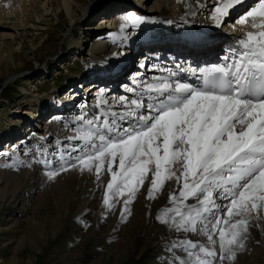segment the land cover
<instances>
[{
  "label": "snow or ice",
  "instance_id": "snow-or-ice-1",
  "mask_svg": "<svg viewBox=\"0 0 264 264\" xmlns=\"http://www.w3.org/2000/svg\"><path fill=\"white\" fill-rule=\"evenodd\" d=\"M244 2L216 0L212 19L219 25ZM249 18L257 31L245 34L241 50L225 56L227 63L191 68L193 82L180 76L185 70L179 65L178 72L160 69L167 75L153 77L136 98H119L127 109L118 117L124 123L88 119L72 138L83 143L73 149L77 155L62 154L59 167H51V159L37 161L50 168L47 178L79 169L94 171L99 180L106 167L111 179L103 205L113 211L122 199L125 221L145 181L148 199L167 184L173 206L161 209L157 219L176 232L206 238L173 243L186 254L179 264L234 262L252 222L264 219V0L239 23ZM145 22L127 13L121 30Z\"/></svg>",
  "mask_w": 264,
  "mask_h": 264
},
{
  "label": "rangeland",
  "instance_id": "rangeland-1",
  "mask_svg": "<svg viewBox=\"0 0 264 264\" xmlns=\"http://www.w3.org/2000/svg\"><path fill=\"white\" fill-rule=\"evenodd\" d=\"M120 1L122 6L129 8L141 4L147 10L157 11V22L164 24L178 20L181 11L176 0H61L58 4L52 3L53 0H36V3H31V0H0V154L15 148L16 140L21 136H34L33 131L44 136L45 120L57 110L68 114L69 127L73 126L71 110L58 107L60 102L69 101L71 94H80V97L71 98L74 102L71 101L70 106L77 110L75 114H84L75 101H82L84 92L89 93L86 85L92 78L96 80V76H91L99 66L91 54L95 38L91 39L90 34L100 25L97 16L104 11L113 12ZM35 5L42 10V15L33 10L34 18L28 19V11ZM144 18L146 23L151 20ZM196 22L207 28L213 24L211 20L200 22L196 19ZM227 22L216 26L221 29L236 26L235 15H231ZM87 26L94 28L86 29ZM250 26L244 28L254 30ZM145 30L144 26L136 30L129 27L127 34L118 33L110 47L112 59H117L122 48L128 47V42H135ZM137 56L129 55L128 65H137ZM89 64H93V70L88 72ZM78 75L82 78L78 79ZM130 80L115 76L109 81L115 83L112 88H120L124 83L126 87L135 89L136 83ZM65 96L69 97L63 100ZM89 99L95 102L94 98ZM101 107L108 108L106 105ZM34 112L37 114L34 115ZM88 116L97 118V124L103 120L99 111H88ZM62 124L65 127L68 125ZM32 128L36 130L30 131ZM28 142L31 153H43V150L34 151L32 139ZM22 149L23 145H20L18 150L24 156ZM51 152L60 156V147L52 148ZM12 153L8 157L11 158ZM49 153H44L43 160ZM13 162L12 173H18L23 168L22 162ZM105 178L108 181L111 179L100 174L99 179ZM21 181L24 183V178ZM96 181V174L91 173L67 177L32 193L33 197L42 194L38 204L34 206L32 200L26 211L22 210L23 200L19 196L12 203L13 210L3 208L7 202L0 194V229L3 226L12 227L8 235H0V264H179L178 258H184L185 253L179 248H172L171 242H175V238L165 241L161 250L164 254L157 255L160 253L158 249L145 245L143 238H136L137 227H132L129 218L125 221L118 216L110 223L114 214L111 220L105 218L109 213L103 205L105 191L97 201L88 203V200L97 197ZM9 187L4 188V191H9L8 197L12 194ZM20 195L26 198L28 192ZM166 207L172 206H161L153 213L160 215L161 209ZM262 229L253 240L245 241L244 250L237 252L234 262L225 261V264H264V226ZM2 237L10 240H2Z\"/></svg>",
  "mask_w": 264,
  "mask_h": 264
},
{
  "label": "bare ground",
  "instance_id": "bare-ground-1",
  "mask_svg": "<svg viewBox=\"0 0 264 264\" xmlns=\"http://www.w3.org/2000/svg\"><path fill=\"white\" fill-rule=\"evenodd\" d=\"M75 1L77 2L81 0H75ZM176 1L178 2L181 8L180 14L178 16L180 17V21L179 22L177 21V25L174 28V30H169V31L168 30L165 31L164 29H161V27H159V25H162V22L161 23L157 22V20H159V18H157V11L147 10L141 4L140 6L130 7L131 8L130 9L129 7H126L125 5L122 6V3L120 1V3L114 9L113 12L105 13L104 11L101 14H99V16H97V20L100 21V25L96 26L95 27L96 30L92 34H90L91 39L95 38L91 44L92 45L91 54L96 59V61L99 63L98 64L99 66H97L96 68V72L97 71L98 72L97 73L95 72V74L93 75L91 74L92 75L91 77L96 76V80L95 78H92L91 82H89L86 85L87 86L86 89L89 93L84 92L85 93L83 95L84 98H82L81 96L82 101L81 100L78 101L77 99L75 101L76 103H79L77 107H79L80 111L84 112V114L82 115L81 113H79V115L75 114V111L77 110H75V107L70 106L71 101H73V99L71 98H73V96L80 97V94L75 93V95L73 94L70 95L69 93L71 97L70 100L66 101L65 103L60 102L58 107L68 108L71 110L69 112H72L71 113L72 116L74 115L73 120H72L73 122H71L73 126L69 127V125H71L67 120L69 115L68 114L66 115L64 112L59 113L62 111L57 110V113L55 112L52 116H49V117L47 116L48 118H46L45 120V127H44L46 134L44 136H41L38 132L36 133L33 131L32 134H34V136L32 134H31L32 136H29V137L21 136L18 140H16L17 143L15 144V148L11 147L12 149L9 151L5 150L4 152H1L0 154V185L4 183L6 184H4L3 187L0 186V194L3 195L2 196L3 200L7 202L6 204H4L3 208H8L10 210H13L14 206L12 203L15 202V197L19 196L21 200H23L22 210L26 211L28 209L27 206H29L32 203V200L34 201V206L38 204L40 200L39 197L42 194L41 193L39 194V196L33 197L32 193L40 192L42 188L44 189L45 187H48L52 184L61 182L63 179L67 177L71 178V176L73 177L74 175L77 176L83 173L85 174L91 173L92 175L95 174L94 171L89 172L87 170L80 171L79 169H74V170H69L67 172L61 173L54 180H49L45 173L48 170H50V168L46 167L45 164L43 163H38L37 161H42L43 160L42 156L44 155V153L50 152L47 156V159L53 160V164L51 165V167H59L60 156L62 154L65 155L66 158H69V159L70 157H68L67 155L68 153H71V156L74 157L75 155H77V152L73 151V149L83 148V143L81 141H78L72 138L77 136L78 130L82 129V127L84 126V122L86 120H88L89 118L93 119L88 116V111L92 113L93 111H96V112L99 111L101 114V119L102 118L103 119L107 118V120L115 119L117 123L122 124L124 122L120 121L118 117L120 114L124 113L127 109L124 105L120 103L119 98L120 97H128L129 99L136 98V94L143 90V84L152 83L153 77L167 75V71H161L158 68L161 67L162 69H172L173 71L174 69H177L175 65H181L180 62H174V63H171V67H168V66L162 67L161 65L160 66L158 65V63L160 62H154L153 58H148L147 56H141L140 54V56H138V58L140 59L138 64L133 65L131 67L130 63L128 65V62H129L128 57L131 53V51L129 50L130 45L133 42H130V43L128 42L129 46L127 45L128 47L125 46L122 48L121 54L120 56H117V59H112L113 55H112V51L110 50L111 44L117 38L118 33H121L123 35L127 34V29H129L127 28V29H124L123 31L121 30V25L124 23V17L127 13H133L141 17L151 18V20L148 19L149 22L147 23L145 22L144 24L141 25V27L144 26V29L146 30H145V33H143L140 36V38L146 37L148 30H151V31L153 30L154 32H152L153 34H151L150 37L154 36L156 39L162 38L163 40H166L167 44L174 45L175 43L177 45L179 44L178 42L181 41L180 39L188 41L187 43L191 42L189 44L184 43L183 45H180V46L184 48H188L189 50L193 51V54L190 55V57H193V58H191L189 61L186 60V62H189V64L192 66L195 65L196 62H198L199 67H206L209 65L223 64V63L228 62L225 60L219 61L217 57L213 59V54L206 56L208 61L205 63L203 62L200 63L198 59V56L205 57V54H206L204 53L206 52L205 49H202L200 47L205 46L208 43L214 42L216 39L215 38L216 35L212 34L211 32L214 28V27L213 28L211 27L217 25L216 22L212 19V12H213L216 0H176ZM32 2L36 3V0H33V1L31 0V3ZM54 2L58 4L61 2V0H53L52 3ZM256 6H258V0H245L242 6H236L235 11L230 10V15L223 18L222 22L217 26H220L223 23L229 21L231 19V15H235L234 25L236 26H231L229 27L228 30L236 32V30L240 28V29H243L246 33L250 31L251 32L257 31V29H254V28H253L254 30H247L246 28H244L245 26L248 27L251 25L252 23V21L250 22V20H252L251 18H249V21L246 24L242 25L239 23L240 18L243 15H245L247 11L251 10V8L256 7ZM33 10L35 11L34 13H36L37 15H42V10L38 6L35 5L34 9L28 11L27 13L28 19L34 18V13L32 12ZM183 19L185 20L187 19L193 22H196V19L199 20L200 22H203V21L206 22V20H211L213 24L210 25V27L208 28L205 26V29L210 31L208 35H210L211 37H200V36H204V33L200 31L197 32L196 29H193L192 32H190L191 30L190 31L186 29L184 30L180 26L181 24L184 23V22L182 23L181 21ZM256 22H259V18H257ZM227 23L229 24V22ZM163 25L165 26L164 23ZM217 26L215 28H217ZM92 28H94V26L86 27V29H92ZM223 30H226V29H223ZM179 32L181 34H179ZM220 34H222V32H220ZM174 39L176 40L174 41ZM236 40H238V38H236ZM240 45L241 43H239V46ZM211 49H214V48H211ZM196 53H199V54L196 56ZM79 54L81 55V52H79ZM165 62H167L166 64H170L167 60H165ZM141 65H144V67H141ZM92 66L93 64H89L88 72L93 70ZM192 68H196V67H192ZM99 75L101 76L98 77ZM79 76L80 75H78L77 78L81 79L82 76L81 77ZM113 76L121 77L123 79L125 78L126 81H129L131 79L130 81H133L136 83L135 89H134L135 91H131L133 88L130 86L126 87V84L124 83H121V86H119L120 88H118V86L117 88L116 86L114 88L109 87V82L113 84L111 81H109ZM180 76L183 78V74L180 73ZM135 79H143V80L137 81ZM194 79L195 78L192 77V79H188V80L189 82H193ZM89 97L94 98L95 102L90 101L91 98L89 99ZM67 98L65 96L63 97V100ZM102 100L105 101V103H101ZM101 105L103 106L106 105L108 108H104V107L102 108ZM112 113H115L116 115L113 116L111 115ZM36 114L37 112H34V115ZM87 116L89 118H87ZM81 117H83L84 119L82 120ZM61 121H63L65 124H68L66 126L67 128L62 124L63 122ZM32 130H36V128L30 129V131ZM31 139L34 141L33 143L34 151L43 150L42 154H36V153L30 152L32 149L30 148L28 141ZM51 139L53 140V142L51 141ZM72 143H75L76 145ZM20 145H23L22 150L25 151L24 156H22V153L19 152L18 150V147ZM58 146L60 147V156L56 154H52L51 152L52 148H55ZM10 153L13 154L11 158L8 157V154ZM13 157L14 158L16 157V159L12 160ZM12 161H15L16 163L22 162L23 168L18 173H12L13 168L11 164H14V162L12 163ZM104 174L106 175V177L110 176V174L106 170V167H105V170L101 172V175H104ZM22 178H24V181H23L24 183H22L21 181ZM96 182H97L96 188L98 190L96 193L97 197L91 200H88V203L95 202L98 200L100 195L102 196L103 192L105 191L106 185L109 181L107 180V178H105V179H99ZM8 186H10L9 188L12 191V194L9 197H8L9 191L8 192L4 191V188ZM26 187H27L26 191L28 192V195L25 198V195H20V194H22L23 192H26L24 190V188ZM149 187H150L149 181H145L144 186L137 193L135 201L130 205L131 215H129L127 218L130 219L129 220L130 223L132 221V224H131L133 225L132 227H137L138 232L136 234V238H139V239L143 238L144 241H146L144 242L145 245H148L150 248L154 247L158 249L160 253L157 255L164 254L161 252V250L163 249L162 244L165 243V241H167L168 239L170 240L171 238H175L176 239L175 242H178L184 239H189V240H192L193 242H204L206 240L205 237L199 236L195 233L176 232L169 225L161 223L157 219L158 215L153 212L154 210H156L157 208L161 206H173L172 204L169 203L168 186L167 184L165 185V189L159 195H157L156 199L147 198V190ZM188 203H194V201L190 200ZM218 203L226 204L227 201H218ZM122 206L123 205H122V199H121L120 203L116 205V208H115L116 211H114V213L113 211H109V213L107 212L108 214L105 218H108L109 220H111L112 218L111 216L114 214L110 223H113L114 221H116V218H118V216L120 217V211H121ZM262 220H263V222L261 221L262 224L259 222L260 220H256L252 222L255 226L250 228L248 239L253 240V238H255V236L260 233L259 232L260 229L261 231L263 230L262 227L264 226L263 224L264 219ZM11 229H12L11 226L10 227L3 226L0 229V235H3V236L8 235L7 232ZM4 238L6 237H2V240ZM6 239L10 240L9 238H6ZM175 242H171V243H175ZM252 246H255V245H252ZM180 255L182 256L183 254L180 252ZM9 264H12V263H9Z\"/></svg>",
  "mask_w": 264,
  "mask_h": 264
}]
</instances>
